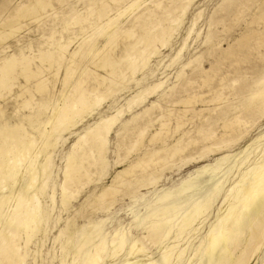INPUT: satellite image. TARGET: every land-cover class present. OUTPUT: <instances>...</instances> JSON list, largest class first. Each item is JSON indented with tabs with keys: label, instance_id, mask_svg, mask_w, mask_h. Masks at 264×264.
Masks as SVG:
<instances>
[{
	"label": "bare ground",
	"instance_id": "6f19581e",
	"mask_svg": "<svg viewBox=\"0 0 264 264\" xmlns=\"http://www.w3.org/2000/svg\"><path fill=\"white\" fill-rule=\"evenodd\" d=\"M64 1L0 0V98L14 95L17 104L10 111L0 104V264L26 262L28 243L37 235L41 224L40 195L46 188L50 158L56 146L106 99L129 88L127 75L134 78L135 73L146 66L154 54L156 56L158 47L155 45L163 47L168 43L190 0L180 5L176 0H165L166 4L162 0H151V8L146 6L143 11L138 9L145 0H111L121 2L113 6L114 10L107 1L99 5L90 3L84 13L95 12L96 15L87 26L83 22L88 17L75 11L60 25L61 30L57 31L55 26L47 32L46 29L39 31L43 33L42 42L35 45L31 40L22 42L18 36L28 29L27 20L43 24L46 17L52 18L47 9L53 10L54 2L62 4ZM236 4L242 6V10L236 8L235 12L225 13L216 20L211 16L215 21H209L205 43L211 41L212 25H225L223 19L232 15L237 18L244 13L245 18L232 43L221 47L218 44L222 38H218L215 44L219 54L214 56L216 59L208 70L199 69V82L208 89L223 69L219 67L221 63L236 54L233 49L238 47L234 45L241 42L246 51L241 52L243 61L239 56L238 59L240 63L246 62L244 71L241 69L243 72L238 74V66L225 87V76H219L220 87L209 86L211 93L207 99L195 91L182 98L180 103L184 109L180 117L175 118L173 127L169 121L173 114L171 108L165 111L167 116L163 114V105L162 114L149 115V111L158 106L157 99L122 122L116 132L117 149L131 133L130 121L146 116L136 127V139L133 136L134 140H127L130 144L125 147L126 156L119 158L118 155L116 164L121 165L123 159L131 156L129 154L138 148L143 138L145 140L144 134L151 126L156 127L149 141L158 142L140 150L134 159L115 172L111 183L101 185L96 192L93 190L85 200L92 201L96 209L104 210L116 201L114 196L118 192L124 195L155 185L164 168L195 164L194 173L176 191L184 196L179 201L172 200V194L165 192L158 198L163 205L152 211L149 219L140 224L141 230L129 239L118 230L109 240L103 233L93 236L94 228L90 227L79 232L77 238H74L77 229L66 231L60 245L63 252L60 264H264V126L260 128L264 125V0H239ZM177 5L178 17L170 19L169 16L168 25L164 26L159 14ZM219 7L220 11L224 10ZM217 11L215 9V15ZM132 14L131 24L139 29L137 35V30L123 28L119 23L121 18ZM198 17L199 12L191 19L175 58L185 47ZM77 24L80 29L65 38L62 31L69 28L71 32L70 26ZM155 25L160 27L157 26L156 33L153 32ZM77 38L81 41L69 50L71 42ZM100 38H105L102 45H98ZM12 42L19 43L15 49L11 48ZM86 59L88 62L82 68ZM228 63L231 66L229 60ZM60 68L62 74L58 77ZM179 74L177 78L183 80ZM163 81L136 91L126 99L127 108L141 104L146 96L162 87ZM57 83L59 88H56ZM183 83L192 84L190 78ZM225 88L229 91L227 96H231L229 99L224 95ZM35 95H40V99ZM195 102L207 105L204 109L209 111V116L201 114L203 119L199 124L193 123L186 130L183 118L190 111L186 105L197 104ZM209 103L215 104L210 107ZM122 109L119 106L100 115L94 123L81 128L83 130L70 144L58 186L61 207L66 209L81 189L93 182L92 175L99 176L103 171L109 136ZM41 115H45L44 120ZM210 157L214 160L205 162ZM188 191L193 192L192 196L186 194ZM50 196L51 204L55 203L54 190ZM108 198L110 201L104 206ZM143 239L155 245L156 251L149 250Z\"/></svg>",
	"mask_w": 264,
	"mask_h": 264
},
{
	"label": "rangeland",
	"instance_id": "374dc122",
	"mask_svg": "<svg viewBox=\"0 0 264 264\" xmlns=\"http://www.w3.org/2000/svg\"><path fill=\"white\" fill-rule=\"evenodd\" d=\"M93 1H95V2H93ZM102 1H107V3L109 2L110 4L109 3L108 4L111 5L110 7H112V8H113V6L116 7L117 5L121 4V2L117 4V2L115 3L114 1H111V0H91V1L90 0H81V1L80 0H66L62 4L54 2L53 3L54 9L53 10H51L49 8L47 9L48 13H52L50 16V17H52L51 19L46 17L45 18L46 22H43L44 25L43 24H37L35 22H30L29 20H27L28 21L27 27L30 30L24 29L23 32L21 31L19 33L20 36H18V37L22 38V42H23V40H26V41L31 40V41H33L34 45L37 42H42L41 36L43 35V33H40L39 31L46 29L44 31L47 32L50 28H55V26H56L55 29L57 31L61 30L60 25L63 24V22H65L66 20L68 21L71 14H73L75 11L79 12V13L81 11V14L84 17H86V16L88 17L87 18L88 21L86 20L85 22H83V24H85L87 26L88 22L94 21V20L92 21V19H94L96 13L93 12L91 14L90 13L85 14L86 13L85 11L91 5L90 3H94V4L99 5ZM150 1L151 0H145L144 2L141 1V6L139 7L138 10H142L146 6L151 8V5L149 3ZM162 1L166 4L165 0H162ZM182 1L180 2V0L179 1L176 0L175 2H178V5H180V4L186 3L188 0H182ZM224 1L225 0H190L187 3V6H186L184 13L180 17L181 19H179V21H178L179 25L177 24L175 31L173 32L169 41H167L168 43L163 45L164 48L160 44L159 45L156 44L155 47H158L157 52H156V56L154 54L152 56L153 58L151 57L148 60V64H146V66H144L142 69L138 70L135 73L134 78L132 76H129L130 74L127 75L128 76L126 78L127 83H128V81L130 82V83H128L129 88L124 89L120 93L106 99L101 104V106H99L100 108L98 107L99 109L97 108L96 111H94L92 114L88 115L89 117L87 116V118H85V120L82 121V123L78 124V126L75 127L76 131L68 134L66 136L65 140H61L59 142V144L56 146V148H55V150L52 153L51 158H50L49 175L46 179V188H45L43 194L40 195L41 224L39 225V230H38L37 235L35 237H33L31 239V241L28 243L27 257L25 260L26 261L25 264H60V258H61V256H63V252L60 249V245H61L62 241L64 240L65 232L66 231L70 232V231H73L74 229L78 230V233H76L74 235V238L78 237L79 232L86 230L90 227V228H94L93 229V231H94L93 236H96L97 234L103 233V234H106V237L109 240L110 235L115 230H118V231H122L125 234L126 238L129 239L131 237V235H135L136 233H138L141 230L140 224L142 223V221L147 219L152 211L156 210L158 207L163 205V203L158 201V198L161 197L165 192H170L172 194V196H173L172 200H178L179 201V198L184 196L183 193H177L176 191L180 187V185H182L194 173V168L196 167L195 164L164 168V170L161 171L159 179L155 183V185H150V186H147L143 189H140L137 192H132L129 194H124V195H122L121 192H118L116 194V196H114L116 201L111 206H109L108 208H106L104 210L96 209V207H94L95 205H94V203H92V201L89 202V201L85 200V197L87 195H89L93 190H95V192H96L101 185L111 183V180H112L115 172H117L120 168H122L130 160L134 159L137 156V154L141 152L140 150H143L146 147H152L153 145L157 144L156 142H158L157 140H154L155 142L149 141L151 133H153L155 131V127H156V126H153L154 127L153 128L151 126L146 131V134H144L145 140L143 138L142 143H140L142 145H140V144L137 145L139 149L136 147V149L133 150V153L131 151V153L129 154L131 156H127V158H125L126 160L123 159L121 161V165H120V163L116 164L115 161H116L118 155H120L119 158H123L126 156L125 147H126V145L130 144L131 140H134L133 136L136 139V136L138 134V130L136 127L138 125H141V123H143V120L146 118V116L137 117L136 119H138V120L134 119V120L130 121V125L128 127L130 128L129 131H131V133L129 132L127 137L122 140L123 141L122 145L123 144L124 145L123 146L121 145L122 147H120V149H117L115 147L116 141H117L116 132H117V129L120 127L122 122H124L127 119H130L132 115L143 110L145 107H147L149 105V103L152 100L157 99L156 101L158 103V106L156 105V107H154V109L152 108L151 111H149L150 112L149 115L151 114V117H154V115L162 114L161 106L163 105L165 108V110H164V108L162 106V109L164 110L163 114L165 116H167L165 111L168 110L169 108H171V111L173 114H172L171 120H169V121H170L171 127H173L175 125V121H174L175 118H179L181 113L183 112V109H184L183 104L180 103V100L182 98H186L188 95H192L193 93L196 92V93L203 94L205 99H207L211 93V92H209L208 89H210V87L216 88L219 85L218 84V77L219 76H225V79L223 80V84H224L223 87H225V84L228 82L227 80H229L231 77H233L236 72H238V74H239V72L241 73L244 71L243 70V69H245L244 66H246L247 64H246V62H244V63L243 62L240 63V62L243 61L242 57L244 55L241 52L245 53L246 50L244 51V49H246V48L243 47L244 45H242V42H241L239 44L237 43L238 46H236L237 44L234 45V47H238L236 49H238L240 51H238V50L236 51V49L234 48L233 50L236 52V54L231 56L230 58L226 59L227 61H224L227 64L221 63V65L219 67H221L223 69L219 68V69H221L219 71L221 73H219L217 71L218 73L216 74V76L217 75H219V76L214 77L212 83H210L208 85V89H207L206 85H202V84H200L201 82H199V81H201V77L199 74L200 72H198L199 69H201V68L204 70H206L207 68L209 69V65L211 66L214 63V60L216 59L215 57L219 54L220 50H219V47H217V46L219 45L221 47H226L229 42L232 43L235 40V38L237 37V35L240 33L241 28H242L243 23H244V21H243V18H245L243 16L244 13H242L243 14L242 16H241V14L239 16H237V18L239 17V19L234 18L233 15L231 17H226L223 19L225 25L217 24L215 27L213 25L211 26L213 29V34L210 37L211 41L207 42V43L203 42V40L205 39V35L207 33V30H208L207 27H209L211 21L213 23L216 19L220 18L222 15L225 16V13L229 14L233 10H234L233 12H235L237 9L242 10V6L240 7L238 5L239 2H238V4H236L237 1H239V0H235V1L234 0H229V1L226 0L225 1L226 3ZM231 1L233 3H231ZM228 3H230L231 5H228ZM178 5H177V7H175L176 9H178ZM219 6H222V9H224V10L220 11L221 9H219V8H221V7H219ZM70 7H72V8L70 9ZM85 8H86V10H85ZM175 8H173V6H171V8H169V11L167 10V11H164L162 13L160 12L161 13V14H159L160 19H163L160 21H162L161 23L164 26H165V24L168 25V22H166V21H169L172 18L174 19L175 17L176 18L178 17L177 15H179V9L175 10ZM69 9H70V11H69ZM215 9L218 10L217 12L219 14L216 12L217 14L215 15ZM113 10H114V8H113ZM68 11L69 12L72 11V12L69 13ZM223 11H224V13H223ZM165 12H166V16L168 18L166 16H164ZM198 12H199V17L197 18V20H196L197 22L195 23V25H193L194 29L192 28V30L188 36L189 38H187V40H186L185 47H183V49L181 50L179 55L175 58L178 49L182 46L183 38L187 36V32L189 30L188 27L190 26V21L194 16H196V14H198ZM212 12H213V14H212ZM169 13L171 15H169ZM161 15H163V16H161ZM132 16H133V14L128 16V17L121 18L120 19L121 21L119 23L123 28H130L131 27V28H133L134 31L137 30V31H135V34L136 33L139 34V29L136 26L133 27V25L131 24L132 23L131 22ZM169 16H170V19H169ZM171 16H172V18H171ZM211 16H212V18L215 19L214 21L211 18ZM209 17L211 18V20L209 19ZM50 21H51V23H50ZM163 21H164V23H163ZM40 23H42V22H40ZM127 23H129V24H127ZM57 24L59 27L57 26ZM46 25H48V27ZM157 26L159 27V25H155V27L153 28V32H155V33L158 32V30L160 28V27L158 28ZM74 28H76V29H74ZM229 28H230V30H229ZM79 29H80L79 24L72 25V26H70L71 32L69 31V28H68L67 30H63L62 33L64 34V37L67 38L68 34L72 35L73 34L72 32H74V31L77 32ZM64 31H67V32H64ZM89 31H90V29H89ZM91 32H94V30H92ZM45 36H46V34H45ZM57 36H58V33H56V37ZM218 38H222L221 43H220L221 45L215 44L217 42ZM78 39L79 38H77V40H73V42H71V44L69 46L70 48L68 47L69 50L74 49L75 46L81 41V39L80 40H78ZM104 41H105V38H100L98 40V45H102L104 43ZM158 43H160V42H158ZM18 44L16 42H12L11 48L15 49L18 46ZM120 49H121V45L119 43V46L117 47L116 50L118 51ZM204 53L206 55L209 53V56L208 55L204 56L205 55ZM197 55H198V57H196ZM238 56L241 57V58H239L241 61H239ZM172 58L174 59V61ZM192 59L194 60V63H193ZM228 60H229V62L233 63V64L230 63L231 66L228 65L229 64ZM235 60L238 61L239 63L237 62V64H236ZM87 62H88V59L83 61L82 68L87 64ZM186 64L189 67H187ZM196 65L198 66L197 69H196ZM238 66H239V69H238ZM236 69H238V70H236ZM60 70L61 71H59L58 77L62 74V68H60ZM235 70H236V72H235ZM179 72H180V74H179ZM53 73H51V74H53ZM100 73H103V71L100 70ZM227 73L229 76L227 75ZM231 73L234 75H232ZM178 74L182 75L183 80L181 78L180 79L177 78ZM49 76H51V79L53 78L52 75H49ZM175 76L177 79L175 78ZM131 78H133V79L131 80ZM187 78L188 79L190 78L192 84L188 85L186 83H183V82H185V80ZM134 79H137V81H135ZM158 80H162V81L164 80L162 85H161L162 87H159L157 89V91H154L152 94H149L148 96H146V98H145L146 100L144 99V101L141 104H138L137 106H136V104H133L131 108H127V105H126V99L127 98H129L136 91L143 89L147 85H150V84H152ZM195 81L197 84L195 83ZM213 82L216 83L215 87L213 86V84H214ZM240 82L241 81L239 80V83ZM200 85H202V86H200ZM198 86H200V87H198ZM203 86L206 88H204ZM59 87H60V84L57 83L56 88H59ZM193 87L195 89H193ZM219 87L220 86H218L217 88H219ZM226 89L227 88H225L223 90L225 96H227V94L229 95V91H228V89L227 90ZM204 90L205 91L208 90L207 91L208 94ZM164 91H166V92H164ZM162 93H165V94L161 96L160 94H162ZM40 97H41L40 95H35L36 99H40ZM227 97H228V99L231 98V96L230 97L227 96ZM233 97H235V96H233ZM13 98H14V95H10V96L8 95V96H5L4 98H0V104L4 108H6V111L13 110L17 106V104L15 103L16 101ZM159 101L160 102L163 101V102L160 103ZM198 102H200V101H198ZM198 102H195L197 104L192 103L191 105L190 104L186 105L187 108L190 109V111H188V113H186V117L183 118V121H185V123H186L185 124L186 130L191 128L193 123L199 124L200 120L203 119L201 117V114L202 115L204 114L205 116H209L208 115L209 111L207 109H204L205 107H207V105L204 106L203 103H198ZM213 104H215V103H212V104L209 103L208 105H211L210 107H212ZM167 105H169V106H167ZM119 106H120V108H123L122 109L123 111L120 113L118 120H117L118 122L116 121L117 123L114 124V126H113L114 128L112 129V131L110 133L109 141H108V150L106 153V165H105L103 171L100 173L99 176L92 175L93 182H90L88 184V186L86 185L85 187H83L81 189L80 193L78 194L79 196H77L76 199H73L66 209L61 207L60 203H59V198H58L59 197L58 186H59V183L62 179V172H63V167L65 164L64 161H65L67 149L69 148L70 144L75 140L76 135L83 130L81 128L86 127L88 125H91L92 123H94V121L100 115L110 113ZM192 106L194 108H191ZM174 109H176V110H174ZM126 111H128V112H126ZM191 117H192V120H189V118H191ZM41 119L44 120L45 115H41ZM134 122L136 124H134ZM263 126L264 125H261L260 128H262ZM147 133H148V135H147ZM177 134L179 135V132ZM177 134H176V136H178ZM127 140L130 142H128ZM158 144L160 145L161 142ZM114 150H115V153H114ZM119 152H120V154H119ZM213 160H214V157H210V158H207L205 160V162H212ZM123 162H124V164H123ZM53 190L55 192V203L51 204L52 200H51L50 195L52 194ZM186 194H188L189 196H192L193 192L188 191ZM194 197H196V195H194L193 198ZM109 201H110V199L108 198L106 200V203L104 206H107ZM85 202L87 203L86 205H85ZM94 224H96V225L93 227ZM143 241L149 250L156 251L155 245L153 246L151 243H148V241H145V239H143ZM149 245H150V247H149ZM67 259H68V257L65 256V260H67Z\"/></svg>",
	"mask_w": 264,
	"mask_h": 264
}]
</instances>
